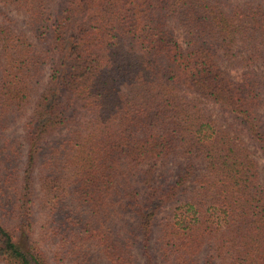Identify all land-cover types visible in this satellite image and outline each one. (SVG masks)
<instances>
[{
    "label": "trees",
    "instance_id": "obj_1",
    "mask_svg": "<svg viewBox=\"0 0 264 264\" xmlns=\"http://www.w3.org/2000/svg\"><path fill=\"white\" fill-rule=\"evenodd\" d=\"M245 134L264 0H0V264H264Z\"/></svg>",
    "mask_w": 264,
    "mask_h": 264
},
{
    "label": "rangeland",
    "instance_id": "obj_2",
    "mask_svg": "<svg viewBox=\"0 0 264 264\" xmlns=\"http://www.w3.org/2000/svg\"><path fill=\"white\" fill-rule=\"evenodd\" d=\"M16 16H17L18 20L22 21L21 16H19V15H16ZM180 39H181V37H180ZM49 66L50 65H48V68L46 69L44 80H46L48 75H49ZM234 74L238 79L241 78V71L235 70ZM211 111L215 114V116L219 117L222 120V122L225 123L226 125L234 124L237 131L242 130V128L240 126L237 125V127H236V124H235V121L233 120V117L228 112L223 111L222 109L217 108V107H211ZM67 131H68L67 129H63L62 131H59L56 134L52 135L44 144L45 150L50 146L51 142H53L55 139H59L61 136L65 135V133ZM7 133L10 135H15V136L21 137V135L23 134L21 123H19V122L18 123H12L10 125V127L8 128ZM244 138L246 139L248 146L252 149L254 156L258 159V161L260 163L261 175L264 179V154L259 147H257L255 144L251 143L248 135L245 134ZM173 175L174 174H171V177ZM35 190H36V193H39V182L38 181L35 184ZM159 218H160V215L158 216L157 219L159 220ZM119 223H120V225H123V226L129 225V227L132 230L138 232V219L135 216L128 215V216H126L125 219H120ZM133 251L136 255L137 264H145V257H144L141 245L137 244V246L134 247Z\"/></svg>",
    "mask_w": 264,
    "mask_h": 264
}]
</instances>
